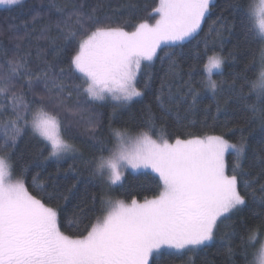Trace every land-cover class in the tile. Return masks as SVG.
<instances>
[{
  "label": "snow or ice",
  "instance_id": "obj_1",
  "mask_svg": "<svg viewBox=\"0 0 264 264\" xmlns=\"http://www.w3.org/2000/svg\"><path fill=\"white\" fill-rule=\"evenodd\" d=\"M22 2L0 0V5L17 6ZM214 7L215 0H158L147 18L118 23L100 19L95 9L85 12L83 4H73L67 13L56 6L61 13L55 23L57 35H49L48 28L39 39L49 41L57 52L64 50L56 45L57 39L74 45L67 71L60 68L57 72L39 47L38 63L33 65L31 45L24 47V42L31 39L27 31L14 37L20 41L14 49L0 43V264H163V257L173 254L163 250L190 258V254L215 240L222 225L231 229L225 233L227 254H235L232 240L238 233L233 217L247 207L249 193L255 199L257 191L245 165L251 152L252 163L260 168L257 179L264 177V137L255 147L243 128L235 142L224 134L189 133L184 138H171L163 131H155V118L149 109L145 126L135 137L127 128L110 127L115 145L106 147L96 135L100 122L93 118L95 114L85 117L96 102L102 106L112 100L120 107L143 97L151 83L145 69L151 68L157 58L163 63L167 57L169 74L175 75L177 57L185 42L198 40ZM240 27L246 40L264 43V0H260L258 9L241 13ZM214 28L215 22L209 34ZM224 62L223 56L213 52L204 65L206 76L200 85L214 96L223 86V82L213 79L214 70L222 74ZM241 78L243 82L237 87ZM21 80L24 83L18 85ZM165 87L168 102H175L171 86L162 82L156 97L162 109ZM229 87L250 114L248 122L258 120L264 130V50L258 78L249 80L238 74ZM181 99L194 111L200 103V91L189 86ZM5 113H9L7 119L3 118ZM64 115L85 120L89 139L97 142L90 179L106 178L110 187L121 185L124 171L131 169L154 174L157 188L151 198L145 196L142 201H116L83 232L81 215L74 212L66 219L76 225L75 236L61 230L59 202H67L73 195L78 176L73 177L75 183L70 188L58 191L55 183L50 189L40 182L37 173L33 177L37 194L26 187L25 168L20 178L13 179V156L29 129L45 142L48 154L44 160L60 161L77 153V146L64 137L70 126L64 124ZM259 192V203L264 206V183L259 184ZM259 215L264 218V212ZM256 238V232L249 230L247 241L240 237L241 248ZM244 255L245 264H264V243L254 253V261L247 260L246 251Z\"/></svg>",
  "mask_w": 264,
  "mask_h": 264
},
{
  "label": "trees",
  "instance_id": "obj_2",
  "mask_svg": "<svg viewBox=\"0 0 264 264\" xmlns=\"http://www.w3.org/2000/svg\"><path fill=\"white\" fill-rule=\"evenodd\" d=\"M256 0H215V7L202 25L198 40L185 42L182 54L177 57L178 66L175 75L169 74V63L167 57L161 63L156 59L151 68L145 69V73L151 77L150 86L145 90L143 97L131 102L128 105L116 107L113 104L100 102L91 108L90 113L85 117L93 116L99 123L97 137L102 139L106 147H114L115 139L110 135L111 128H127L130 135H137L138 131L145 126L146 115L150 109L155 118L157 133L163 131L168 137H186L200 134H224L231 142L239 137L240 128L244 129V135L250 144L255 147L258 141L264 137V130L261 129L259 121H249L250 114L245 109L242 101L236 98L229 85L232 79L238 74L246 75L249 80L258 78L261 68V51L264 50V43L257 40L248 41L240 27L241 13H247L252 9ZM73 4L84 5V11L90 12L95 9L96 16L100 19L109 18L112 21L122 23L137 19L147 18L158 0H23L21 5L0 8V43L8 49H14L15 44L20 41L15 36H23L27 31L31 39L24 42V47L31 45L32 63L36 60V48H41L43 57L48 63L59 72L60 68L68 69L69 57L73 54L74 45H65L60 39L56 45L64 49L61 52L55 51L52 44L47 40H40L42 31L51 28L49 35L55 37L57 30L55 23L61 19V13L56 6L63 9L64 13L72 10ZM36 18L35 20L33 18ZM215 22V28L209 34V28ZM207 46V54L206 47ZM179 52L180 49H177ZM213 52L219 53L225 58L222 74H214L213 79L223 82L222 88L218 89L215 96L210 90H203L200 82L206 76L204 65L207 63V56ZM162 53H158V56ZM171 86V93L175 102H168V88H164L165 106L159 107L156 100L161 91V83ZM243 80H237V87ZM24 81H18V85ZM191 86L200 91V103L194 111L188 109L187 104L181 99ZM26 91V89H25ZM247 93V88H245ZM28 99H32L29 95ZM73 101L76 99L73 96ZM83 99V98H81ZM254 99V97H251ZM217 104L220 111L217 112ZM9 113L4 114L7 119ZM215 117V120H213ZM66 127L64 137L74 143L78 151L71 157L56 160H44L48 150L45 142L39 137L33 136L31 130L18 142V147L13 156V179L20 178L21 169L25 168L23 178L26 187L30 192L37 194L33 177L39 173L37 179L46 183L51 189L53 183L58 191L70 188L75 181L74 176L79 177V183L72 189L73 195L67 202L60 201L61 230L67 234L77 235L76 225L69 224L67 218H71L74 212L80 213V231L85 226L96 222L97 217H102L108 208V200L112 197L124 200L129 203L131 198L142 201L145 196L151 198L155 192L156 181L154 174L146 175L144 172H127L121 185L109 188L103 179H90L89 170L91 160L96 155L95 147L97 142L89 139V133L85 131L86 122L79 116H62ZM155 138V137H154ZM3 139L0 129V140ZM105 151V155H107ZM245 165L249 177L254 181L257 191L255 199L249 193L248 205L239 214L233 217V225L238 235L232 240L235 254L231 257L227 254V240L225 233L230 228L223 225L218 230L215 240L208 246L197 250L189 256L175 254L174 251L164 250L166 253H173L163 257V264H245L247 260L254 261V253H258L260 245L264 243V218L259 214L264 212V206L260 205L259 184L264 183V177H259L260 168L251 161ZM231 159L229 167L231 168ZM71 169V170H70ZM94 200V204H93ZM249 230L256 232V240L245 248L240 246V237L245 241L249 236Z\"/></svg>",
  "mask_w": 264,
  "mask_h": 264
},
{
  "label": "rangeland",
  "instance_id": "obj_3",
  "mask_svg": "<svg viewBox=\"0 0 264 264\" xmlns=\"http://www.w3.org/2000/svg\"><path fill=\"white\" fill-rule=\"evenodd\" d=\"M259 6H260V0H256L255 1V3L253 4V7H252V9L253 10H255V9H258L259 8ZM7 7H11V6H7V5H0V8H7ZM222 70H223V66H222ZM214 74H217L216 72H215V70H214ZM214 74H213V76H214ZM137 99H139V98H135L133 101H135V100H137ZM132 101V102H133ZM105 103H109V104H113V105H116L117 104V102L116 101H112V100H108L107 102H105ZM131 103V102H130ZM129 103V104H130ZM128 105V104H127ZM131 136H133V135H131ZM136 136V135H135ZM135 136H133V137H135ZM72 156V154H70V155H68L67 157H65L64 159H66V158H68V157H71ZM127 172H133L131 169H127V170H125L124 171V176H125V174L127 173ZM139 172H143V171H139ZM133 173H138V172H133ZM103 180H104V183L109 187V188H114V187H116V186H118V185H116V186H109V183H108V181H107V179L106 178H103ZM116 201H118V199H115V198H110L107 202H108V208H107V211H109L110 209H111V206L112 205H114L115 204V202ZM109 202H111V203H109ZM106 211V212H107ZM106 214V213H105ZM212 243V242H211ZM210 243V244H211ZM165 250H168V249H165ZM164 251V250H163ZM171 251H174V250H171Z\"/></svg>",
  "mask_w": 264,
  "mask_h": 264
}]
</instances>
